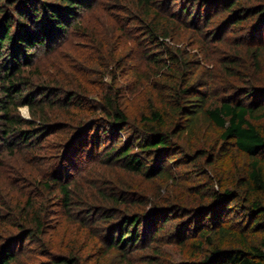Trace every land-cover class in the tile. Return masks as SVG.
<instances>
[{
  "label": "trees",
  "instance_id": "trees-1",
  "mask_svg": "<svg viewBox=\"0 0 264 264\" xmlns=\"http://www.w3.org/2000/svg\"><path fill=\"white\" fill-rule=\"evenodd\" d=\"M94 1L0 0V165L22 157L34 194L0 202V264H85L71 245L55 252V208L68 224L82 214L83 226L99 223L102 256L115 250L124 263L174 222L176 241L192 249L180 264H264V0H116L98 30L82 20ZM71 34L112 81L97 104L84 107L80 92L34 64ZM126 65L133 85L117 88ZM204 126L244 158L229 176L212 147L192 144ZM189 167L207 179L186 206L176 191ZM119 171L161 180L175 196L161 200L158 186L151 201Z\"/></svg>",
  "mask_w": 264,
  "mask_h": 264
},
{
  "label": "rangeland",
  "instance_id": "rangeland-1",
  "mask_svg": "<svg viewBox=\"0 0 264 264\" xmlns=\"http://www.w3.org/2000/svg\"><path fill=\"white\" fill-rule=\"evenodd\" d=\"M115 5L116 0L94 1V5L92 8H95L93 9V11H85V13L82 14V20H84L85 26L89 24L92 25L96 30L101 29V21L103 20V17L100 20L99 14H101L104 9L105 13L106 11H108L110 15L114 16V9H116ZM119 17L122 18L123 16L120 15ZM89 18L91 19L89 20ZM111 19V17L108 18V21H111ZM112 37H114L113 39L117 38V33L115 32ZM80 38L81 35L79 34H71L59 46L55 47L54 52L46 55H41L37 58L34 64L39 65L38 67H40L42 73H44V71H47L48 76H46V78L51 83L56 79L58 82H65L67 89L64 88L63 90L73 89L78 93L80 92V97L82 99L81 102L84 107H86L88 103L90 105L92 104V102H95L97 104V98L103 92V85L106 83L110 84L112 83V81L107 75L103 76V74H101L102 72L96 69V66L93 62L94 55L91 51H89V48L91 47L87 46L86 49V47H84L85 45H81ZM80 53L85 54L87 57L89 56V63L83 61V57ZM80 62H83L87 66L82 67L83 65H81ZM136 62L137 63H133L132 66L136 64L135 66L137 67L139 65L138 60H136ZM57 65L63 67L64 70L60 72L61 70H58ZM128 66L129 65H126L122 68V71L117 78V88L123 85H133L132 72L129 71L130 67ZM42 78H45L44 74ZM82 89H84L85 92H82ZM89 92L93 94H89ZM130 107V111L133 112V115H135L138 113L141 106L138 102L132 104ZM18 113L22 118L29 119L28 108L26 106L19 108ZM259 123L264 125V121H260ZM219 134L220 131L218 129H208L206 126H204L202 132L197 135L198 139L191 143L198 149H201L202 147H212V149H214L215 151L216 157L218 159H221L219 167L221 169L224 168L226 175L229 176L231 166L235 165L236 162L242 164L244 158L236 156V152L232 148L231 144L218 142ZM186 145L188 146L189 144ZM43 153L39 154L41 155L42 158L40 159L42 160L38 162L39 167H41L42 170L44 169V166H41V163H43V160L45 159V155ZM1 162L0 202H2L3 205L1 203L0 204L2 205V207L6 206V208L14 207L17 199L22 195L25 194L26 197L27 194L34 195L32 188L25 181L26 174H29L31 172V169L29 165L24 164V159L20 156L14 157L8 155L7 157H4ZM92 164L93 163L88 164L85 167L84 171L88 172ZM21 169L24 173L23 176H21V174H13V171ZM36 169L38 170L37 166ZM182 171L183 174L185 173L184 176L186 179H188V181L182 182V190L176 191V195L182 198L183 204H185L186 206H190L192 201L195 200V196H193V193H195L194 190L196 191L197 189L200 190L204 188L207 175L202 176L199 171L195 172V168L190 169V167L188 169L184 168L182 169ZM117 175L119 178H122L128 185L130 184L132 187H135L138 190L145 191V193L149 195L151 201L155 200V197H157V194H155V191H153V189H156L163 183L161 180L151 182L145 178H142L141 176L128 174L122 171H119ZM9 184H14L16 187L22 188L24 191L22 193L20 191L19 194L16 191H13L11 189L9 190ZM79 188H84V190L88 191L86 183H82ZM161 188V200H167L170 199L171 196H175L174 192H170V196L167 195L165 191L163 192V185L161 186ZM179 193L181 194L179 195ZM1 205L0 211L3 212ZM51 211L56 215L53 216L50 220L51 222H49V227H52L53 229L50 232V235H52L54 238H52V242L55 252L57 253L61 249L64 250L66 246L71 245L72 247L77 248L80 253L81 262L85 264H151L148 259L152 257L156 258L157 256L159 257L158 259L156 258L159 261V264H180L186 261H190L191 259L190 251H192V249L190 250L189 247L181 246L176 241L177 235L175 232L176 226L173 224L174 222H169L165 225L164 232L158 235V237L156 238V242L142 248L141 250L139 249L132 252L131 255H128V261L124 263L121 260L122 258L120 254L115 250L110 251L109 254L105 256H102L104 245H102L101 242L100 235L102 232V228L99 223L96 222V224H92L91 228H89V225L83 226L86 215L82 214L79 215V220L81 223L75 222V224H68L65 222V220H61V215L57 216V208L52 209ZM180 219H182L181 215L178 216L177 220ZM59 224L60 226L58 227Z\"/></svg>",
  "mask_w": 264,
  "mask_h": 264
}]
</instances>
